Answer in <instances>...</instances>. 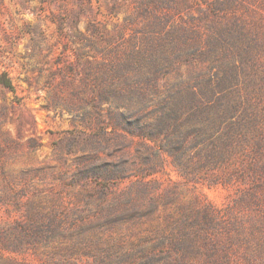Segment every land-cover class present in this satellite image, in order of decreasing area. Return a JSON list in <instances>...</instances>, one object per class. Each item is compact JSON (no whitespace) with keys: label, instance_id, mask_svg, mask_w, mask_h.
<instances>
[{"label":"trees","instance_id":"obj_1","mask_svg":"<svg viewBox=\"0 0 264 264\" xmlns=\"http://www.w3.org/2000/svg\"><path fill=\"white\" fill-rule=\"evenodd\" d=\"M76 2L85 12L91 0ZM118 8L112 0L106 11ZM66 16L56 21L64 37ZM116 28L107 35L88 21L93 54L71 49L50 75L72 85L81 103L69 109L89 125L71 144L96 145L72 173L88 186L94 219L134 225L165 211L173 195L155 192L156 176L170 166L191 187L232 190V201L195 195L166 211L165 228L140 229L145 239L123 254L130 263L264 264V0H137ZM0 85L15 94L5 71ZM131 142L133 151L114 155ZM18 231L0 230V249L23 247Z\"/></svg>","mask_w":264,"mask_h":264},{"label":"rangeland","instance_id":"obj_2","mask_svg":"<svg viewBox=\"0 0 264 264\" xmlns=\"http://www.w3.org/2000/svg\"><path fill=\"white\" fill-rule=\"evenodd\" d=\"M111 1L91 0L80 12L76 0H0V72L5 71L15 87L14 94L0 85V230L15 233L24 226L28 237L17 251L0 249V264H131L134 259L123 254L145 239L141 228H165L166 211L195 195L203 194L218 206L232 201V190L191 187L166 166V172L156 176L155 188L162 197L173 195L165 211L134 225L106 227L94 219L93 204L85 203L88 186L75 183L72 173L81 156L96 145L71 144L73 134L89 125L80 120L81 109H69L81 103L71 94L72 85L50 75L60 73L65 59L73 56L71 49L84 58L93 54L87 44L88 21H99L107 35L116 33V25L133 14L137 0H117L119 8L109 15L106 6ZM65 14L66 37L56 22ZM134 146L131 142L114 155L131 152ZM163 206L161 202L158 208Z\"/></svg>","mask_w":264,"mask_h":264}]
</instances>
